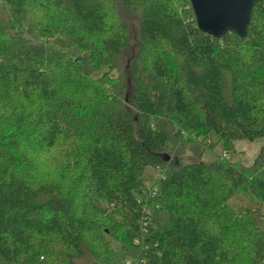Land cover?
I'll return each mask as SVG.
<instances>
[{"label":"trees","instance_id":"16d2710c","mask_svg":"<svg viewBox=\"0 0 264 264\" xmlns=\"http://www.w3.org/2000/svg\"><path fill=\"white\" fill-rule=\"evenodd\" d=\"M133 1L0 0V264H111V235L137 264H264V142L250 165L174 158L191 129L264 137V0L246 37L202 30L190 0ZM28 142L68 163L26 169Z\"/></svg>","mask_w":264,"mask_h":264},{"label":"rangeland","instance_id":"374dc122","mask_svg":"<svg viewBox=\"0 0 264 264\" xmlns=\"http://www.w3.org/2000/svg\"><path fill=\"white\" fill-rule=\"evenodd\" d=\"M131 4L134 3L133 0H129ZM136 1V0H135ZM114 3L124 4L122 0H114ZM186 5L184 1L181 4V7ZM189 10V9H188ZM187 10V11H188ZM187 11H183V14H186ZM123 15L128 24L132 29V44L129 47L128 52L125 54V61L129 63L134 56L135 50L137 48L136 36H137V26H138V13L135 10L131 9H123ZM25 29L28 34L33 36L37 35V29L35 25L31 22H25ZM67 36V35H66ZM52 42L59 44L61 46L67 45L66 38L64 36V32L61 30H57L52 36ZM71 41H73L71 39ZM74 53L80 55L82 57V66L85 67L92 76L99 77L106 70L108 66L101 65L99 67H93L91 63L87 59V54L85 49L79 48L76 45H73L70 48ZM84 59V62H83ZM111 73H116V71H111ZM186 136L183 140H178L175 142V147L181 148L178 151L174 158L177 161L188 162L193 161L199 158L213 159V158H224L226 157L229 161H232L236 164H246L250 165L253 163L255 157L257 156L262 143L264 142V137H259L254 140L248 139H237L233 145H227L223 143L222 139L216 132H208L200 129H191L190 132L184 133ZM73 138V137H72ZM170 146H174L173 142L170 141ZM56 146V149H53V153H60V150L63 148H70L71 138L62 137ZM27 147L30 148L29 153L27 154V158H24L26 162L25 168L28 169V163L30 169L33 171V167L36 164L38 168H50L52 171H58L63 169L62 167L68 163V161H64L61 159L58 165H56L57 161L55 157H49L47 151H36V145L32 142L27 143ZM176 151V150H174ZM225 158V159H226ZM226 159V160H227ZM227 160V161H228ZM40 163V164H39ZM160 173V169L149 165L145 169V179L147 183L150 185L156 182ZM239 197H234L231 199L233 205H237L240 201ZM137 241V240H136ZM106 253H108L112 257L111 264H131L132 259L125 253V249L122 248V242L115 235H111L108 238V246L106 247ZM250 258V256H247ZM96 262V258L91 254L82 255L78 258V264H94ZM137 264V263H134Z\"/></svg>","mask_w":264,"mask_h":264},{"label":"water","instance_id":"95a60500","mask_svg":"<svg viewBox=\"0 0 264 264\" xmlns=\"http://www.w3.org/2000/svg\"><path fill=\"white\" fill-rule=\"evenodd\" d=\"M198 26L217 37L235 31L248 34L252 10L258 0H190ZM94 264H99L95 262Z\"/></svg>","mask_w":264,"mask_h":264},{"label":"built area","instance_id":"2783aa9c","mask_svg":"<svg viewBox=\"0 0 264 264\" xmlns=\"http://www.w3.org/2000/svg\"><path fill=\"white\" fill-rule=\"evenodd\" d=\"M135 263V262H134ZM132 261H131V264H134Z\"/></svg>","mask_w":264,"mask_h":264},{"label":"bare ground","instance_id":"6f19581e","mask_svg":"<svg viewBox=\"0 0 264 264\" xmlns=\"http://www.w3.org/2000/svg\"><path fill=\"white\" fill-rule=\"evenodd\" d=\"M149 212V211H148ZM146 215V214H145ZM150 217V216H149ZM149 221V220H148ZM144 227V226H143Z\"/></svg>","mask_w":264,"mask_h":264}]
</instances>
